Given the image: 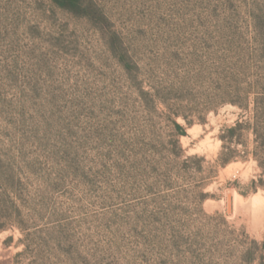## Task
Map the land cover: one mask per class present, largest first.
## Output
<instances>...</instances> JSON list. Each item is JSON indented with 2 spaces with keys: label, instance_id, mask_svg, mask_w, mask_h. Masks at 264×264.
<instances>
[{
  "label": "rangeland",
  "instance_id": "rangeland-1",
  "mask_svg": "<svg viewBox=\"0 0 264 264\" xmlns=\"http://www.w3.org/2000/svg\"><path fill=\"white\" fill-rule=\"evenodd\" d=\"M84 1L0 0V264H264V0Z\"/></svg>",
  "mask_w": 264,
  "mask_h": 264
},
{
  "label": "trees",
  "instance_id": "trees-1",
  "mask_svg": "<svg viewBox=\"0 0 264 264\" xmlns=\"http://www.w3.org/2000/svg\"><path fill=\"white\" fill-rule=\"evenodd\" d=\"M56 6H58L61 9L73 12L75 14H85L90 8V6L86 5L84 0H51ZM185 120L186 117L183 116ZM200 122H203V119H200ZM189 125H192L193 123H188ZM247 127V124L245 122H238L234 127L228 128L222 132L220 135V140L222 142V150L220 152L219 158L217 162L222 166L226 167L228 164H230L233 160H235V154L236 151L232 149L233 146L239 144L240 137L239 132L243 131V129ZM254 134L257 137L258 140V133L255 129ZM174 131L176 135H184L185 129L178 123H174ZM173 147L170 152L174 157H179V153L176 152L177 149H179V141L175 140L170 143ZM258 149L253 152L254 157L256 160L258 159L259 153ZM180 150V149H179ZM193 159H198L197 157H194ZM261 168L264 170V161L260 162ZM252 185L255 187V191L257 192L258 187L264 189V172L260 175V178L258 181H253Z\"/></svg>",
  "mask_w": 264,
  "mask_h": 264
},
{
  "label": "water",
  "instance_id": "water-1",
  "mask_svg": "<svg viewBox=\"0 0 264 264\" xmlns=\"http://www.w3.org/2000/svg\"><path fill=\"white\" fill-rule=\"evenodd\" d=\"M231 207V198L229 197V209Z\"/></svg>",
  "mask_w": 264,
  "mask_h": 264
}]
</instances>
